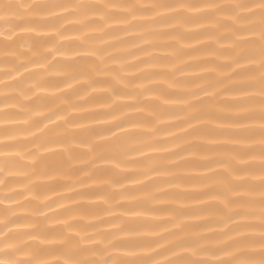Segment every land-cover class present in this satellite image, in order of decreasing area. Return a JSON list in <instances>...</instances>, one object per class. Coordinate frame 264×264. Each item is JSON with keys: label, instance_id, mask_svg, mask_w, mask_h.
Masks as SVG:
<instances>
[{"label": "snow or ice", "instance_id": "6c2138e0", "mask_svg": "<svg viewBox=\"0 0 264 264\" xmlns=\"http://www.w3.org/2000/svg\"><path fill=\"white\" fill-rule=\"evenodd\" d=\"M186 25L194 27L181 31ZM0 26V65L6 66L0 72V190H6L0 191V264H264V0H0ZM186 38L196 39L189 49L196 55L176 70L192 69V77L173 80L175 93L162 89L160 81L169 73L157 66L184 54L169 41ZM159 47L172 51L161 57L149 51ZM201 55L225 57L212 71H228L211 78L201 68ZM69 95L101 109H80L68 102ZM173 95L165 104L182 106V134L223 136V142H185L175 151L138 144L136 129L154 134L169 126L154 101ZM37 141L43 152L28 148ZM84 146L87 151H77ZM130 151L141 159H124ZM180 151L214 154L180 159L206 169L194 178L170 172L176 163L165 165L149 155L163 152L167 158ZM89 153L94 155L84 165L88 171L75 181L81 190L70 189L79 200L52 208L55 201L46 198L29 210L58 184L57 174H65L69 161ZM145 160L150 163L144 180L117 171ZM165 176L176 187L194 179L196 192L173 199L191 197L196 206L149 205L168 194L159 187ZM129 184L144 189L145 197L128 192L124 211L105 219L107 186L124 192ZM180 216L195 222L171 223ZM165 217L171 226L160 228ZM105 223L111 227L97 226ZM210 223L224 226L215 230Z\"/></svg>", "mask_w": 264, "mask_h": 264}, {"label": "bare ground", "instance_id": "6f19581e", "mask_svg": "<svg viewBox=\"0 0 264 264\" xmlns=\"http://www.w3.org/2000/svg\"><path fill=\"white\" fill-rule=\"evenodd\" d=\"M24 3H31L32 0H22ZM57 2H63V0H57ZM70 2H79V0H70ZM93 2L96 3H105L109 2V0H93ZM112 3H132V4H151V3H157L161 2V0H110ZM208 2H213V3H224L226 0H208ZM4 26H0V28H3ZM158 28L160 26H157ZM194 26L193 25H186L183 28H181V31H187L191 30ZM66 35L69 36H75L78 35V33L75 32H70L66 33ZM172 44L173 48H183L184 54L179 56L178 58H174L171 60V62L163 61L157 66V70H164L169 75L167 78L162 79L160 81V86L162 89H169L173 91L174 93L178 90L177 85H173V80H187L191 79L192 77V69H185L183 72L177 71L176 69L181 68L182 65L185 62H188L191 64L192 57L196 55L195 53H192L189 51V49L193 46H196V39L193 38H186L184 40L180 41H169ZM228 42H225V46L227 45ZM211 47H216V45H211ZM153 53L154 56L156 57H161V56H168L169 53L172 51V48H166V47H159V48H154V49H149ZM55 55V54H54ZM225 62V57H214V56H208V55H201V68L211 72L212 76L211 78H219L221 75H223L225 72H227V69H224L222 71L217 70V71H212L217 63H224ZM4 65H0V72L5 70ZM143 67V65H141ZM3 77H0L2 79ZM202 82V81H200ZM136 83V82H134ZM2 90V89H0ZM90 91V90H89ZM186 91V90H185ZM222 96H225L227 94L222 93ZM191 99V97H187ZM69 103L76 104L78 108L84 109V110H94V111H99L101 109V106L93 101H88L87 99L81 100L80 97L74 96V95H69L66 97ZM174 100L175 95L165 97L161 96L159 100L154 101V103L160 105L164 111V115L161 116L160 118L167 121L168 127L166 129L159 130L158 132L154 134H147L146 130L142 127L140 129H136L133 133L135 139L137 140L138 144H142L143 142H151L154 143L157 147L160 148H167L170 150L175 151L178 145H181L185 142H190L194 145H203L207 144L210 142V139H215L218 142H223L224 137L223 136H217L214 138H209V137H203V136H194V135H184L181 132V129L184 127V125L180 124L179 121L183 116V110L182 106L180 105H174V104H165V100ZM60 101H56L55 103H59ZM55 103L50 105V107H55ZM68 111H71L68 109ZM122 111H127V109H122ZM114 115H120V113H114ZM136 118V117H133ZM86 122V121H82ZM152 123L155 125L156 121H152ZM159 127V125H156ZM62 129H58L57 131H61ZM115 131V129H113ZM169 133H174L175 138L170 137L168 134ZM71 143V142H70ZM49 147H59V146H49ZM29 149H36L38 152H43L44 149L39 147V141L36 143H32L28 145ZM77 151H87V146H84L83 148L77 149ZM213 151H190V152H183L180 151L177 153V155H173L171 157L165 158V154L163 152H157V153H150L149 155L153 160L160 161L161 163L167 165L169 163H176L178 166L175 168H170L168 169L170 172H175L179 173L181 176L184 177H191L194 178L204 172H206V169L199 168L192 166L191 164H181L180 159L186 160V161H198L205 159L208 156L213 155ZM92 153H89L88 156H86L83 160H78V159H73L69 161L68 165L65 166V174H57V180L58 184L52 186V190L47 191L40 195L36 200H34L30 206L29 210H34L38 208L41 204V202L45 201L46 198H50L54 200L55 202L52 203L51 207L56 208L58 204H63V205H69L72 203L73 200H79L80 198L78 196H73L72 191L73 190H81L82 186L80 184L75 183L76 180L79 178L83 177L85 173L88 171V168L84 167L85 164L88 163V161L92 157ZM124 159H136L139 160L141 159L139 156V153L135 151H130L127 153ZM30 159V158H29ZM101 163V162H97ZM114 161L112 164L105 165L107 167H112L114 165ZM150 161L145 160L143 161V164H136V163H131L127 164L124 166L122 169H117V171H123L126 172L127 174L134 176L136 179L144 180V171L143 169L146 168L149 165ZM74 169H83V171H72ZM148 176H152V173H146ZM33 180L42 182V183H48V181L39 176H33ZM169 178L168 177H161L159 179V187L161 189H164L167 191V195L164 197H159L157 200H149L148 204L151 205L152 207L159 208L161 205L166 206L169 209H179L183 207H188L192 208L196 206V201L195 199L191 197H186V198H176L173 199V197H179L183 193H194L196 192L200 185L193 179L189 182H180V186L176 187L175 182H172L171 186L170 183L168 182ZM96 181L93 180H85V184H93ZM121 183L123 184H128V181L126 180H121ZM13 188L16 190H20L22 188V185L16 184L12 185ZM0 191H6V190H0ZM106 193L111 194V198L108 200L107 204H101V207L103 209H106L107 211H104L101 213L102 216L107 219L109 215H116L119 216L120 213L124 211V209L127 207V193L128 192H134V195H136L138 198L143 199L145 197V190L140 189V190H133V187L129 184L128 188L126 191L122 192L120 190L119 185H109L105 189ZM26 196L28 195L27 193L25 194ZM71 197L72 199H68ZM92 200H98V197H92ZM8 203V202H5ZM108 205H113L111 209H108ZM116 205H119L118 207ZM19 211V210H18ZM44 211H47V209H44ZM162 215V214H161ZM64 219H71V217H63ZM94 217H87V220H92ZM119 220L114 221V223H118ZM178 222H195L194 219L190 220L189 218H186L184 216H180L177 218V220L172 221L171 223H178ZM228 221L225 220L224 224H227ZM224 224H215V223H210L209 227L215 229V230H220L223 228ZM100 228L103 229H109L111 227L110 224L105 223L102 225H97ZM160 228L164 227H170L171 224L168 222L167 218H164V222L158 225ZM110 251H115V250H110Z\"/></svg>", "mask_w": 264, "mask_h": 264}]
</instances>
